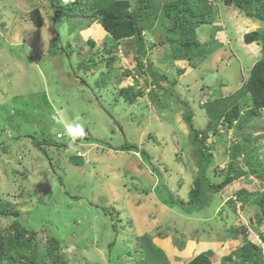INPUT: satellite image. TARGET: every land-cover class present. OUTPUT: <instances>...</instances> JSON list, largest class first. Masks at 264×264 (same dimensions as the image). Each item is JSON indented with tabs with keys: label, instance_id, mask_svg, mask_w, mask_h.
<instances>
[{
	"label": "rangeland",
	"instance_id": "1",
	"mask_svg": "<svg viewBox=\"0 0 264 264\" xmlns=\"http://www.w3.org/2000/svg\"><path fill=\"white\" fill-rule=\"evenodd\" d=\"M210 2L213 17L217 11L223 20L225 14L234 17L228 39L223 29L217 32L228 45L212 38L193 68L174 60L168 45L161 47L160 29L167 24L158 16L143 32L147 51L139 68L136 53L128 52L133 38L115 46L98 17L57 16L50 0H0V203L18 210L41 252L55 238L66 264H185L199 252L211 264H238L236 249L247 239L260 247L264 264V223L255 218L256 199L264 193L260 178L240 174L206 193L201 208H182L203 170L211 184L248 170L242 154L230 162L233 147L245 143L253 166L264 168L262 138L257 141L264 128L254 125L263 122L264 108L246 127L235 129L221 119L203 134L207 107L251 105L240 88L251 61L246 53H263L259 40L245 43L243 37L264 33L261 20H248L222 0ZM34 9L41 26L29 18ZM206 28L195 32L197 39L206 38ZM128 85L136 97L119 93ZM187 115L202 130L198 135ZM77 124L83 137L68 132ZM58 132L63 138H56ZM125 142L135 146L118 150ZM14 219L0 216V230Z\"/></svg>",
	"mask_w": 264,
	"mask_h": 264
},
{
	"label": "trees",
	"instance_id": "2",
	"mask_svg": "<svg viewBox=\"0 0 264 264\" xmlns=\"http://www.w3.org/2000/svg\"><path fill=\"white\" fill-rule=\"evenodd\" d=\"M225 5H234L240 10H243L247 16L259 19L264 22V0H222ZM52 8L55 11V15H66L68 17L76 16H95L99 18V24L104 31L111 34V37L115 43V46L120 40L133 38L134 47L129 49L134 51L135 56L133 59L137 64L136 67L141 68V57L146 55L147 47L144 42L143 32L144 30L153 27L158 16L161 14L166 18L165 27L160 26V32H162V40L169 46L170 55L174 60L186 61L191 67L195 68L206 57V48H208V41L197 39L195 32L197 27H201V24H211L213 19V5L210 0H134L133 3L130 0H50ZM30 20L34 26H41L42 16L37 9L30 12ZM200 29V28H199ZM198 29V30H199ZM219 45H228L229 41L223 43L222 40L216 38V35L211 39ZM229 38V37H228ZM259 40L262 44V55L254 62L248 71V75L242 82L240 88L248 93L251 105L245 110L240 109L238 103H234L226 110L220 109L216 103L212 109L206 108L208 115V121L203 129V134L209 131V129L215 128L218 122L223 121L227 126L231 127L235 125V129L246 127L250 123V119L260 114L261 108L264 107V33L259 31H251L244 34V42L251 43L252 41ZM175 43V44H173ZM156 45L152 43V45ZM55 45V40L52 43ZM176 46V47H175ZM151 47V46H150ZM52 54H56V51L51 49ZM109 59H113L110 55ZM182 69H178L181 72ZM153 72V71H151ZM154 73V72H153ZM128 76H133V73L128 72ZM157 82L156 79L153 81ZM120 94H124L127 99L130 94L136 97L133 85H128L127 88L119 89ZM235 94V93H234ZM234 94L230 95L231 97ZM186 122L189 128L194 131L196 135L199 134L197 128L194 127L191 116H186ZM97 142L98 139H95ZM260 141V138H257ZM134 144L123 143L117 147L118 150L130 149L134 147ZM255 145L253 144V147ZM248 146L242 143L239 147H233L232 152H228L230 156V162H233L234 157L243 155V162L247 165V171H234L230 168V173L226 174L224 179L220 183L211 184L205 175V170L201 172L199 181L193 184V187L189 191V202L182 207L188 213L194 211V209L201 208L206 202V193L210 191H219L232 181H234L239 175L245 173L260 178L264 182V168L262 166L259 169L253 166L250 158L254 154L248 153ZM254 148L251 151H257ZM206 159L211 157V153L208 151H202ZM260 163V162H259ZM205 166V165H204ZM257 202L259 204V210L255 214V218L258 222L264 223V193L258 194ZM208 202V201H207ZM188 207V208H186ZM0 216H7L15 218L5 231L0 230V262L4 264H66V256L60 252L59 241L55 238L48 239L45 244L44 251H40L39 242L34 237L32 230L27 229L18 219L19 212L15 208H8L6 205L0 203ZM244 234L246 232L245 227L241 229ZM60 234V233H59ZM113 242L108 243V247L111 248ZM146 247V246H145ZM157 246L150 243L149 249L155 250ZM239 250L240 262L238 264H261L262 253L260 247L255 242L247 240L236 249ZM46 255L51 256L49 262L45 261ZM162 255V253H160ZM45 258V259H44ZM185 264H211V260L206 253H196Z\"/></svg>",
	"mask_w": 264,
	"mask_h": 264
},
{
	"label": "crops",
	"instance_id": "3",
	"mask_svg": "<svg viewBox=\"0 0 264 264\" xmlns=\"http://www.w3.org/2000/svg\"><path fill=\"white\" fill-rule=\"evenodd\" d=\"M218 10V9H217ZM220 12L219 11H217V13H216V15H217V17H213V19H212V23L211 24H201V25H205V26H207V30H209V33H208V35L206 36V38H207V41H210L211 40V37L212 36H214V35H216V38L217 39H219V40H221V37H220V35L219 36H217V32H219V31H221L222 29L224 30V31H221L222 33H224V35L225 36H223V37H225L224 39H228V37H230V33H227V34H225V32L227 31V29H228V27L227 26H232L231 25V20L232 19H234V17H231V16H229V14H228V16L226 17V14H225V20H223V18H220ZM223 15V14H222ZM159 18H161V19H163L164 17L160 14L159 15ZM231 19V20H230ZM250 19H255V18H248V20H250ZM228 20H230V21H228ZM257 20H259V19H256V21ZM158 21V20H157ZM228 22H230V23H228ZM263 22V21H262ZM162 23H163V21H162ZM264 23V22H263ZM199 28H201V27H197V29H196V32H197V30L199 29ZM159 29H160V27H159ZM234 29V28H233ZM232 31V30H231ZM244 37V36H243ZM206 38L204 39V38H202V40L204 39V40H206ZM210 38V39H209ZM163 43H164V41L163 40H161ZM162 46V48H164L167 44H161ZM251 45V44H250ZM169 48V47H168ZM256 48V47H255ZM169 51H170V49H169ZM164 52H166V51H164ZM246 55L249 57V58H251V61L249 62V65L246 67V68H244L243 70H245L246 71V73H248V71H249V69H250V67L254 64V62L256 61V60H258L259 59V57H261V55H262V53H261V55L258 57V53H254V52H252L251 51V53H246ZM258 57V58H257ZM241 79H242V82L245 80V78H244V76H241ZM264 108V107H263ZM264 118V117H263ZM255 125V127H257L258 129H263L264 128V120H263V122H257V124H254ZM258 138H262V141H263V144H262V146H263V149H264V134H262L261 135V137L259 136ZM262 141L260 142V143H262ZM264 154V153H263ZM262 155V154H261ZM264 156V155H263Z\"/></svg>",
	"mask_w": 264,
	"mask_h": 264
},
{
	"label": "clouds",
	"instance_id": "4",
	"mask_svg": "<svg viewBox=\"0 0 264 264\" xmlns=\"http://www.w3.org/2000/svg\"><path fill=\"white\" fill-rule=\"evenodd\" d=\"M204 102H206V101H204ZM204 102H201L200 104H203ZM54 119H55V117H54ZM68 132L70 133V134H75L76 136H78V137H83L84 135H85V132H84V129H83V126L82 125H80V124H77L74 128H69L68 129ZM63 136V134L62 133H60V132H58L57 134H56V138H63L62 137ZM70 147H71V145H70Z\"/></svg>",
	"mask_w": 264,
	"mask_h": 264
},
{
	"label": "bare ground",
	"instance_id": "5",
	"mask_svg": "<svg viewBox=\"0 0 264 264\" xmlns=\"http://www.w3.org/2000/svg\"><path fill=\"white\" fill-rule=\"evenodd\" d=\"M173 44H175V43H173ZM176 47V46H175Z\"/></svg>",
	"mask_w": 264,
	"mask_h": 264
}]
</instances>
